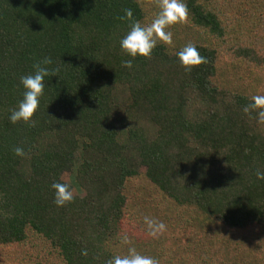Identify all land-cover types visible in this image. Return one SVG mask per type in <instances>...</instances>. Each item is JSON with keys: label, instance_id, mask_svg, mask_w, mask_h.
<instances>
[{"label": "trees", "instance_id": "obj_1", "mask_svg": "<svg viewBox=\"0 0 264 264\" xmlns=\"http://www.w3.org/2000/svg\"><path fill=\"white\" fill-rule=\"evenodd\" d=\"M183 2L175 47L129 69L120 18L151 23L155 0H0V264H106L129 247L160 264H264V124L243 111L264 95V0ZM189 43L208 60L191 73ZM46 57L59 72L36 126L12 124L20 78ZM63 173L76 195L58 207ZM164 212L198 229L148 236L143 218Z\"/></svg>", "mask_w": 264, "mask_h": 264}, {"label": "clouds", "instance_id": "obj_2", "mask_svg": "<svg viewBox=\"0 0 264 264\" xmlns=\"http://www.w3.org/2000/svg\"><path fill=\"white\" fill-rule=\"evenodd\" d=\"M159 9L155 17L149 24H142L140 21L133 20L131 9H125V16L120 19H127L130 23V31L120 41L122 52L131 59L124 60L122 66L131 69L133 61L137 57L146 60L152 59L153 50L158 43L165 46L175 47L173 42V34L168 29L176 24L186 22L188 18V8L183 0H155ZM178 59L187 73L207 64L208 60L202 56L194 44L185 45L178 53ZM52 64L50 57L44 58L42 61L33 65L34 73L22 76L20 82L25 92L22 101L18 107L12 110L10 121L12 124L23 122L29 127H35L36 121L34 116L39 109L40 99L44 95V79L48 76H56L59 68L49 69L46 65ZM246 114L251 112L257 113L258 123L264 124V95L258 94L251 98V103L244 107ZM127 130V129H126ZM15 155L24 157L26 155L22 147L13 149ZM257 179L264 180V172L257 170ZM52 188L55 190V204L58 207H64L74 201V192L67 183H53ZM144 224L147 227V235L152 238H158L167 230V226L162 221L155 218L145 216ZM121 242L125 245L131 244V240L127 235H123ZM82 255H87V251L83 250ZM106 264H160L156 258L142 255L137 252L135 247H129L126 255H116L108 260Z\"/></svg>", "mask_w": 264, "mask_h": 264}, {"label": "rangeland", "instance_id": "obj_3", "mask_svg": "<svg viewBox=\"0 0 264 264\" xmlns=\"http://www.w3.org/2000/svg\"><path fill=\"white\" fill-rule=\"evenodd\" d=\"M246 87H250V85H246ZM144 173V168H140L139 169V174L140 176L143 175ZM60 180L63 181L64 183H67L69 185V175L67 173H63L60 176ZM74 192V195H76V192L73 188H71ZM81 195V194H80ZM141 195L144 196V203L148 206L149 202H148V192L143 190ZM168 220H171L170 215L167 212H164V215L162 217V222L165 223V225L167 226V230L164 234H162L163 236H165V240L169 241L170 239L175 240L176 243L178 244V242H180V236L181 235H186V236H190L192 233L195 232L196 227L194 226H189L188 224H186L188 227H183V226H174L172 227V225L170 227H168V225L166 224L168 222Z\"/></svg>", "mask_w": 264, "mask_h": 264}]
</instances>
